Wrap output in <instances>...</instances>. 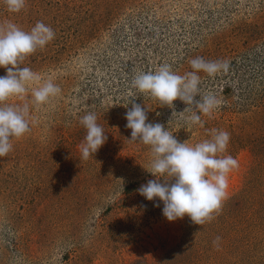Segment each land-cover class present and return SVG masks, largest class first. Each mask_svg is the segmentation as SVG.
Here are the masks:
<instances>
[{"label": "rangeland", "instance_id": "rangeland-1", "mask_svg": "<svg viewBox=\"0 0 264 264\" xmlns=\"http://www.w3.org/2000/svg\"><path fill=\"white\" fill-rule=\"evenodd\" d=\"M8 22L24 31L43 22L55 38L20 65L40 80L6 102L28 105L30 130L0 157V264H264V0H26L18 13L0 0ZM197 57L227 62L198 73L200 95L220 100L200 124L175 114L181 101L169 108L132 86L165 63L184 75ZM47 81L61 91L36 105L32 89ZM133 102L189 146L230 134L218 155L239 166L211 220L168 222L162 202L138 193L155 178L150 146L127 140ZM90 112L108 139L84 160Z\"/></svg>", "mask_w": 264, "mask_h": 264}, {"label": "clouds", "instance_id": "clouds-1", "mask_svg": "<svg viewBox=\"0 0 264 264\" xmlns=\"http://www.w3.org/2000/svg\"><path fill=\"white\" fill-rule=\"evenodd\" d=\"M10 12L18 13L25 7L26 0H5ZM55 38V32L37 22L30 31H24L15 23L0 24V68L6 74L0 76V157L13 149V139H19L29 130L26 116L27 104L12 106L6 102L12 97H23L27 85L40 80L39 75L28 67H21L24 59L44 48ZM192 71L179 75L165 63L154 72H138L132 86L140 93H148L163 106L175 108L179 100L187 107L176 115L190 111L192 124H200V114L210 115L220 100L214 94L200 95L201 77L199 72L214 75L227 62L205 61L201 57L190 61ZM61 89L51 81L44 82L32 89L33 102L46 104ZM197 97L199 99H197ZM125 127L131 130L130 142L150 146L153 160L150 170H146L155 179L142 184L138 193L147 201L163 203L162 215L168 222H175L187 216L192 223L202 225L212 219L227 198L228 174L237 168L238 161L231 155L219 156L226 152L230 134L213 130L212 138L194 146L180 142L168 128L161 123L148 122L147 109L137 103H131L126 112ZM86 135L80 145L82 158L89 159L105 145L108 135L97 123V116L90 112L80 120ZM170 177V181L157 177ZM174 181V182H172ZM154 207H159L154 203ZM219 237L214 241L218 244Z\"/></svg>", "mask_w": 264, "mask_h": 264}]
</instances>
